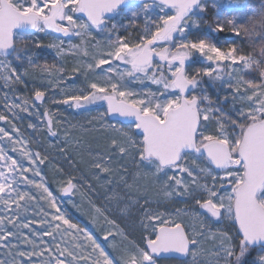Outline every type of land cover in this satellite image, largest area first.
<instances>
[{"label": "snow or ice", "instance_id": "1", "mask_svg": "<svg viewBox=\"0 0 264 264\" xmlns=\"http://www.w3.org/2000/svg\"><path fill=\"white\" fill-rule=\"evenodd\" d=\"M241 6L0 0V264H264V9Z\"/></svg>", "mask_w": 264, "mask_h": 264}, {"label": "trees", "instance_id": "2", "mask_svg": "<svg viewBox=\"0 0 264 264\" xmlns=\"http://www.w3.org/2000/svg\"><path fill=\"white\" fill-rule=\"evenodd\" d=\"M264 9V0H245V6L240 11H222L221 14L227 15H253L258 14L261 10ZM210 38L218 44H224L226 42H231L235 37L231 34H220V35H211Z\"/></svg>", "mask_w": 264, "mask_h": 264}, {"label": "rangeland", "instance_id": "3", "mask_svg": "<svg viewBox=\"0 0 264 264\" xmlns=\"http://www.w3.org/2000/svg\"><path fill=\"white\" fill-rule=\"evenodd\" d=\"M219 2L223 5V4H226L228 3V0H219ZM241 7L239 8H222L221 9V12L222 11H240L244 8L245 6V0H241ZM62 111H65L67 114H70V115H74V113L72 112V110L70 109H62ZM0 126H2V122H0ZM62 203H65V206L69 208L70 211H73L74 213V210L71 209V206L70 205H67L66 202H62ZM74 215H78V214H75ZM81 223L88 227V228H92V225L87 221V220H81ZM102 239V237H101ZM160 264H178V261H175V260H161Z\"/></svg>", "mask_w": 264, "mask_h": 264}, {"label": "water", "instance_id": "4", "mask_svg": "<svg viewBox=\"0 0 264 264\" xmlns=\"http://www.w3.org/2000/svg\"><path fill=\"white\" fill-rule=\"evenodd\" d=\"M163 260H171V259H163Z\"/></svg>", "mask_w": 264, "mask_h": 264}]
</instances>
